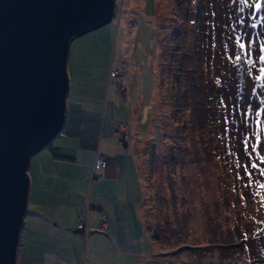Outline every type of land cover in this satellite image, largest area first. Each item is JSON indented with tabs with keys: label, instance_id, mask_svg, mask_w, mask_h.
I'll return each mask as SVG.
<instances>
[{
	"label": "rangeland",
	"instance_id": "374dc122",
	"mask_svg": "<svg viewBox=\"0 0 264 264\" xmlns=\"http://www.w3.org/2000/svg\"><path fill=\"white\" fill-rule=\"evenodd\" d=\"M223 1V6L209 14L204 0H114L108 21L69 40L67 122L75 114L74 103L83 101L96 105L95 112L104 114L106 120L128 124L119 151L124 157L130 207L115 206L113 215L114 233L132 238L125 246L134 250L133 264H226L219 255L224 250L215 245L193 246L226 238L218 227L223 194L218 181L225 171L220 165L224 154L218 146H225L231 172L239 173L246 186L256 189L246 191L255 201L249 197L244 201V217L253 216L263 223L264 188L256 181L264 183L259 172L264 164L256 153H251L249 161L244 141L247 137L251 145L260 137L262 146L257 152L264 155V89L255 93H238L232 87L209 90L203 87L208 78L200 61L209 25L216 49L231 50L237 37L250 45L243 53L252 61L254 78L259 75L264 68L259 61L264 46V0H246L240 7L237 0ZM194 81L200 89L193 86ZM255 81L264 86V80ZM84 91L90 95L79 94ZM206 97L211 101L207 108L210 127L202 124L206 123L200 116ZM207 130L212 133L209 139ZM99 134L98 126L96 136L83 139L88 151L96 147ZM211 155L220 158L208 160ZM249 163L259 165L250 169L251 185L241 167ZM116 194L122 202L121 184ZM133 200L139 208L131 206ZM167 220L174 226L183 225V246L172 239L149 237V225H164Z\"/></svg>",
	"mask_w": 264,
	"mask_h": 264
},
{
	"label": "water",
	"instance_id": "95a60500",
	"mask_svg": "<svg viewBox=\"0 0 264 264\" xmlns=\"http://www.w3.org/2000/svg\"><path fill=\"white\" fill-rule=\"evenodd\" d=\"M113 0H0V264H15L31 154L59 133L69 40Z\"/></svg>",
	"mask_w": 264,
	"mask_h": 264
},
{
	"label": "crops",
	"instance_id": "0c3cea01",
	"mask_svg": "<svg viewBox=\"0 0 264 264\" xmlns=\"http://www.w3.org/2000/svg\"><path fill=\"white\" fill-rule=\"evenodd\" d=\"M68 77L67 71L69 82ZM68 90L69 86L66 96ZM79 94L90 95L86 91ZM74 104L75 114L69 122L66 106L59 133L29 157L26 203L18 232L15 264L134 262V250L125 246L130 236L122 233L120 238L119 234L114 233L113 215L115 206L120 209H129L130 206L124 181V157L123 152L119 151V145L124 144L127 137L124 142L117 140L111 127L119 123L128 131V124L120 119L106 120L104 114L99 116V112H95L96 105L92 103L82 101ZM98 126V143L88 151L83 139L96 136ZM62 127L64 129L61 131ZM96 152L104 156L102 164L94 163ZM119 184L123 192L122 202L116 194ZM135 205L139 208L135 200L131 201V206ZM80 215L85 219L84 235L76 227ZM102 217L103 224L100 223ZM100 226H107L108 229H97Z\"/></svg>",
	"mask_w": 264,
	"mask_h": 264
},
{
	"label": "trees",
	"instance_id": "16d2710c",
	"mask_svg": "<svg viewBox=\"0 0 264 264\" xmlns=\"http://www.w3.org/2000/svg\"><path fill=\"white\" fill-rule=\"evenodd\" d=\"M204 1L206 3L205 6L209 9V14H212L214 10L217 9L218 5L223 6L225 3L223 0ZM237 3L240 7L242 2L241 0H237ZM207 26L204 35V38L207 37V42L204 43V52L201 54L203 58L200 61L203 75L208 78L203 87L209 90L213 88L223 87L226 89L232 87L238 93L245 91H252L255 93L259 89H264L263 85L256 83L257 81H255L254 75L252 74V63H248L249 58L241 51L239 44L236 42L232 45L233 48H231V50L228 48L225 50L216 49L217 45L214 44L212 41L213 37H211L212 29L209 25ZM236 55H240L241 59L236 60ZM193 86L200 89L197 81H194ZM202 105L206 106V108L200 112L201 119L206 123L202 124L210 127L212 122L207 109L208 106L211 105L209 97L202 100ZM207 133L209 139L212 133L209 130H207ZM218 151L224 154L222 156L223 160L221 159V163L218 161V164L220 163L223 169H225V171L222 170L221 178H219L218 181L219 186L223 189L222 200L220 205H218V211L221 212L222 216L221 219H219L218 227L222 232L225 231L222 237L226 236V238L211 240V242H204L203 244L194 243L193 246L202 247L208 244L215 245L221 250H224V252H221L219 255L220 261H225L226 264H264V211L263 223L256 220L253 216L250 218L244 217L246 213L244 210V201H246L248 197L249 199H254L248 196L246 191L251 192L256 189H251L246 186L245 180L242 178L238 179L234 172H231V167L227 166L229 159L227 153H225V146H222L221 149L220 146H218ZM219 158L220 157L211 155L208 160L212 159L215 161V159ZM250 192L249 195L252 194ZM253 201H255V199ZM182 226L183 225L180 224L174 226L167 220L164 225H149L148 228H151L149 234L152 239L160 241H169V239H172L178 241L177 243L180 244L186 241L184 228ZM180 245L183 246L184 244Z\"/></svg>",
	"mask_w": 264,
	"mask_h": 264
},
{
	"label": "snow or ice",
	"instance_id": "6c2138e0",
	"mask_svg": "<svg viewBox=\"0 0 264 264\" xmlns=\"http://www.w3.org/2000/svg\"><path fill=\"white\" fill-rule=\"evenodd\" d=\"M241 2L244 3V2H246V0H241ZM255 7L257 9H259L261 7V4L257 3L255 5ZM236 42L239 44V48L241 49L242 52L246 49V47H250V45L246 46L244 43L240 42V38L239 37L236 38ZM248 55H249V57H251V53L250 52L248 53ZM235 59L236 60H240L241 56L240 55H236ZM259 61H260V63H264V46H261V48H260ZM248 63L249 64L252 63L251 59H249ZM255 79L258 80V81L259 80H264V68H260L259 69V75H257L255 77ZM256 115L260 116L261 112L259 110L256 111ZM259 123H260L259 120H257V124L258 125H259ZM258 146H262L260 137H257L256 138V143H253L251 145L247 142V137H245L244 148H245L246 153H249V161H251V153H256L259 156L260 163L264 164V155H260L257 152ZM238 163H239V161H238ZM241 167L243 168L244 175L249 177V182L248 183H249V185H251L253 183V181L251 180L252 172L250 171V169H257V168H259V165L257 163H249L247 165H241ZM259 172H260V175L262 177H264V168H259ZM237 178L238 179L241 178L239 173H237ZM256 183L258 184V187L264 188V183H259L258 181H256Z\"/></svg>",
	"mask_w": 264,
	"mask_h": 264
},
{
	"label": "built area",
	"instance_id": "2783aa9c",
	"mask_svg": "<svg viewBox=\"0 0 264 264\" xmlns=\"http://www.w3.org/2000/svg\"><path fill=\"white\" fill-rule=\"evenodd\" d=\"M112 133L116 136L117 140L123 141L126 138V131L123 124H114L111 128ZM104 162V156L100 152L95 153V164H102ZM101 224L104 223V218L101 219ZM76 227L80 229V234H85V219L82 215H80L76 222Z\"/></svg>",
	"mask_w": 264,
	"mask_h": 264
}]
</instances>
